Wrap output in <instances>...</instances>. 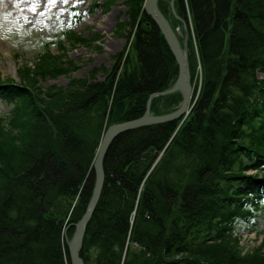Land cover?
Masks as SVG:
<instances>
[{
    "label": "trees",
    "instance_id": "trees-1",
    "mask_svg": "<svg viewBox=\"0 0 264 264\" xmlns=\"http://www.w3.org/2000/svg\"><path fill=\"white\" fill-rule=\"evenodd\" d=\"M144 2L124 1L128 19L120 25L129 28L130 47L110 69L41 85L77 68L60 35L62 51L45 43L36 62L19 69L20 81L0 73V97L11 103L0 113V264H71L65 229L71 238L92 196L105 129L142 116L149 95L176 80V58ZM159 6L181 24L170 0ZM175 6L186 22L190 13L197 41L196 55L188 45L192 109L113 140L85 264H264L263 241L241 243L264 209V0ZM64 36L89 43L71 30ZM181 101L179 93L154 97L151 112H171Z\"/></svg>",
    "mask_w": 264,
    "mask_h": 264
},
{
    "label": "rangeland",
    "instance_id": "rangeland-1",
    "mask_svg": "<svg viewBox=\"0 0 264 264\" xmlns=\"http://www.w3.org/2000/svg\"><path fill=\"white\" fill-rule=\"evenodd\" d=\"M104 1L0 0V73L4 77L11 76L20 81L19 69L23 65H33L45 48V43L50 42L53 53L62 51L58 45L60 35L66 43L68 57L77 68H74L70 75L63 74L57 78L43 79L41 85L44 87L52 84L66 86L72 76H87L94 67L112 68L115 63L114 55L125 47L128 50L130 47V41L127 39L129 28L124 29V26L120 25L128 19V13L124 5L126 0H113L110 5H105ZM94 3L96 6L91 9ZM70 30L89 39V43L76 42L72 45L64 36V33ZM183 35L181 30L179 36ZM188 41V57L189 43L196 55L197 41L192 31L188 33ZM123 64L124 59L119 65V71ZM195 72L194 83L197 84L199 91L203 72L200 63H196ZM194 100L193 86L189 110L183 116L186 117L190 113ZM10 106L8 100L0 97V113L6 112ZM241 232L243 234L241 243L246 248L250 249L264 242V210L258 217L257 230L243 229Z\"/></svg>",
    "mask_w": 264,
    "mask_h": 264
},
{
    "label": "water",
    "instance_id": "water-1",
    "mask_svg": "<svg viewBox=\"0 0 264 264\" xmlns=\"http://www.w3.org/2000/svg\"><path fill=\"white\" fill-rule=\"evenodd\" d=\"M170 5L173 14L180 19V21L185 27L186 37L184 40H180L177 30L174 28L169 18L161 10L159 6V0H145L144 9L146 13L153 18V20L160 28L163 36L165 37L169 45V48L171 49L173 55L176 58V63L179 69L177 78L170 87L162 91L153 92L149 95L146 111L142 116L126 121L113 123L109 125L103 133L93 163L94 186L92 196L87 204L86 210L83 215L76 223H74L75 230L71 238H69V236L67 235V229H65V237L69 250L71 264H84V258L81 255V251L84 245L87 227L92 219V216L98 206L102 195L106 178L104 160L113 140L126 131L138 129L140 127L151 124H158L178 119L181 116L187 114L186 112H188L189 110V104L193 93V85L191 81V71L187 52V23L185 20L179 17L175 6V0H170ZM176 93H180L182 95L181 104L177 109L163 114H154L153 112H151L152 100L154 97L164 96L168 94L174 95ZM151 151L152 149L150 148L147 152L143 154V157H147V155Z\"/></svg>",
    "mask_w": 264,
    "mask_h": 264
},
{
    "label": "bare ground",
    "instance_id": "bare-ground-1",
    "mask_svg": "<svg viewBox=\"0 0 264 264\" xmlns=\"http://www.w3.org/2000/svg\"><path fill=\"white\" fill-rule=\"evenodd\" d=\"M104 169H105V167H104ZM105 174H106V172H105ZM88 228V227H87ZM69 251V250H68ZM84 264H85V260H84Z\"/></svg>",
    "mask_w": 264,
    "mask_h": 264
}]
</instances>
